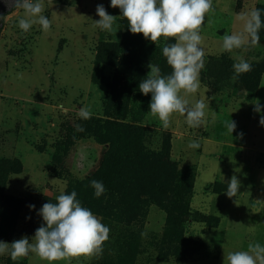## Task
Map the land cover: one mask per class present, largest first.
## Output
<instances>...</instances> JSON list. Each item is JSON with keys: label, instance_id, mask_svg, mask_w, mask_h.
I'll return each mask as SVG.
<instances>
[{"label": "rangeland", "instance_id": "obj_1", "mask_svg": "<svg viewBox=\"0 0 264 264\" xmlns=\"http://www.w3.org/2000/svg\"><path fill=\"white\" fill-rule=\"evenodd\" d=\"M44 4L51 29L33 25L24 32L23 9L0 0V241L31 240L46 226L42 206L75 191L110 229L109 239L99 255L56 264H225L228 252L264 245V3L256 7L257 45L205 57L200 89L186 96L190 105L200 99L207 105L200 127L179 113L164 127L150 113L151 94L139 90L150 63L171 74L162 48L175 40L162 37L156 45L131 33L111 0ZM101 4L121 17L116 33L94 25ZM234 55L252 65L235 79ZM84 107L90 119L80 117ZM230 120L237 125L232 135L225 128ZM134 129L143 132L147 151L166 148L173 167L146 166L134 149ZM194 140L199 148L188 147ZM152 172L161 188L145 187ZM234 175L241 186L229 198ZM92 180L105 186L99 198ZM0 264L48 262L4 254Z\"/></svg>", "mask_w": 264, "mask_h": 264}, {"label": "clouds", "instance_id": "obj_2", "mask_svg": "<svg viewBox=\"0 0 264 264\" xmlns=\"http://www.w3.org/2000/svg\"><path fill=\"white\" fill-rule=\"evenodd\" d=\"M10 4L14 8L23 9L24 16L19 19L18 27L24 32L29 31L33 25H40L45 33L51 29V21L42 14L45 9L44 0H10ZM111 6L121 10L122 18L128 21L131 33L143 34L145 39H150L156 45L162 37L175 40V43H165L162 48L167 65L172 69L171 74L162 75L160 68L150 63V73L139 84L140 92L146 96L151 94L150 113L157 116L164 127H168L171 117L176 113L186 115L189 126L200 127L204 122L207 105L203 99L190 105L186 96L197 93L201 86L200 74L205 68L201 33L206 17L210 23V17L215 12L213 0H111ZM96 12L100 19L93 21L94 25L101 31L116 33L115 25L121 17L108 14L102 4L97 6ZM261 15L258 8L239 14L243 30L225 33L221 38L222 50L235 53V50H246L249 44L257 45L262 27ZM234 59L233 79L252 70V65L242 55H234ZM261 83L264 84V79ZM253 104L255 111L261 112L259 101ZM79 115L86 120L91 118L92 113L84 107L80 109ZM260 124L264 126V115L261 116ZM236 127L232 120L225 122L230 135ZM77 131H83V128L78 126ZM188 147L196 149L200 144L194 140L189 142ZM240 186L239 179L234 175L228 184L227 196L236 197ZM91 187L97 198L106 191L101 181L92 180ZM30 207L35 208L34 205ZM38 214L46 226L41 225L31 240L25 236L11 244L0 241V255L8 254L16 261L34 254L48 264H56L57 261L71 257L99 255L103 251L104 242L109 239L110 229L90 209L82 206L75 191L71 194L61 193L55 203L44 204ZM225 264H264V245L249 243L246 251L228 252L225 254Z\"/></svg>", "mask_w": 264, "mask_h": 264}, {"label": "crops", "instance_id": "obj_3", "mask_svg": "<svg viewBox=\"0 0 264 264\" xmlns=\"http://www.w3.org/2000/svg\"><path fill=\"white\" fill-rule=\"evenodd\" d=\"M213 2L215 12L210 17V23L209 18L206 17L201 33L203 36L201 46L205 51V57H219L227 54L228 52L222 50L221 38L225 33L241 32L243 30V22L239 20V14L249 13L257 7V4L264 3V0H213ZM239 3L241 6L238 8ZM221 23L224 24L222 27H220Z\"/></svg>", "mask_w": 264, "mask_h": 264}, {"label": "trees", "instance_id": "obj_4", "mask_svg": "<svg viewBox=\"0 0 264 264\" xmlns=\"http://www.w3.org/2000/svg\"><path fill=\"white\" fill-rule=\"evenodd\" d=\"M240 3H239L238 8L241 6ZM130 128L133 129L134 127H130ZM132 132L134 133V138L136 139L134 140V149L139 150V156H141L146 166H150V167L163 166V167H170V168L173 167V164L170 160L169 151L166 148L164 150H161L158 153L147 151L146 149L143 148V144L141 143L143 136H144L141 129H134V131ZM156 176L157 174L154 172H152L151 175L145 176L144 182L146 183L145 184L146 188H151V187L161 188L162 187L163 184L157 180ZM150 190L152 191L153 189H150Z\"/></svg>", "mask_w": 264, "mask_h": 264}]
</instances>
